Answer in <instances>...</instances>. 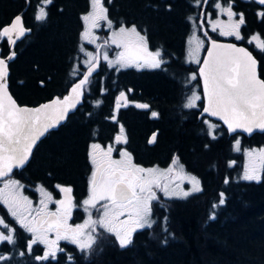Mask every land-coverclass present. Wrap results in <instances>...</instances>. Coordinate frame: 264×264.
I'll use <instances>...</instances> for the list:
<instances>
[{"label": "trees", "instance_id": "obj_1", "mask_svg": "<svg viewBox=\"0 0 264 264\" xmlns=\"http://www.w3.org/2000/svg\"><path fill=\"white\" fill-rule=\"evenodd\" d=\"M169 4L171 11L166 7ZM35 5L36 0L31 6L25 0H0V27L23 13V25L31 29L14 45L16 56L9 63L8 76L11 94L19 104L26 105L64 94L77 79L73 69L83 57L80 45L93 47L80 39V17L88 9L89 0H54L43 23L33 19ZM106 7L113 23L135 22L147 35L151 48L164 50L166 71L127 67L117 72L101 61L81 104L57 129L47 132L29 162L14 170L11 178L18 180L24 191L43 186L55 194L59 185L82 194L91 172L89 145L109 141L122 122L131 146L135 142L153 152L159 163L178 157L184 169L198 177L202 191L186 199H160L152 215L158 222L151 229L136 231L126 248L103 231L98 232L102 235H98L91 253H82L71 245L69 253L74 264H264V167L259 181L241 179L240 153L233 152L236 135H228L220 122L214 121L220 127L212 139L207 135L204 117L198 116L201 102L195 109L182 107L191 85L199 81L185 83L196 70V65L185 58L191 29L188 17L197 10L194 0H111ZM233 7L244 14V33L258 31L264 37V18L257 15L260 7L256 3L234 0ZM7 51V43L0 41V54ZM253 54L264 80V54L254 50ZM128 89L132 90L131 99L149 104L159 116L149 119L136 113L142 110L132 107L115 110V96ZM97 100L102 101L99 106ZM112 115H116L117 122L111 120ZM151 130H156V142L145 146V137ZM239 136L241 147H264V132ZM221 192L225 203L214 210L215 219L210 220L212 205L218 204ZM0 215L11 222L2 204ZM13 227L17 245H0V252H11L13 259L0 264H38L29 256L18 255L19 249L24 250L23 233ZM45 264L66 262L57 259Z\"/></svg>", "mask_w": 264, "mask_h": 264}, {"label": "snow or ice", "instance_id": "obj_2", "mask_svg": "<svg viewBox=\"0 0 264 264\" xmlns=\"http://www.w3.org/2000/svg\"><path fill=\"white\" fill-rule=\"evenodd\" d=\"M26 4L32 5V0H25ZM54 0H36L33 19L38 23L46 22L48 19V6ZM111 3V0H108ZM196 6L209 3V0H194ZM258 6L264 9V0H253ZM234 0H221L213 2V7L219 13L226 14L229 23L225 24L221 20H210V13L205 14L202 10L198 17H188L191 20L199 21V29L203 36L210 42L211 47L207 49V58L203 60L199 68V73H193L185 82L191 84L197 79V75L203 81V97L196 91L191 90V94L184 97L183 108H198V102L206 101L203 104L201 115L207 114L209 117H218L227 126L229 133H236L242 130L252 134L254 130L264 132V80L257 75L258 61L246 48L237 47L235 44H221L208 35L204 29V24L208 22L211 30H219L221 36L235 37L242 40L244 37L240 33V28L245 24L243 13L233 11ZM167 10L171 11V5H167ZM63 11V9H61ZM239 16L238 20L234 17ZM264 18V10L257 13ZM82 31L80 39L89 45H95V51H85L81 44L79 51L84 54L82 60L74 69L73 76L78 78L69 90V94L53 98L50 102L36 108L18 106L8 91L9 61L13 60L16 52L12 50L4 58L0 57V204L7 207L8 213L15 218L16 223L32 236L26 241L24 250L19 251L20 257L29 256L38 264L57 261L58 253H64L66 264H74V257L59 247V241H70L76 245L82 253H91L97 242V227L104 232L115 236L121 248H126L132 244V236L137 230L145 228L151 229L158 221L152 218V203L159 201L155 189H159L167 199H186L193 193L202 191L200 181L195 176H188L187 180L191 187L188 190L182 188L171 189L167 184L160 183V177L166 175L155 168H143L133 163L132 155L125 149L116 145L126 144L127 137L124 126H119V131L114 137V144L107 148H102L98 143L90 145L89 158L93 165V171L89 180V195L82 201V207L88 213L87 219L82 224L75 226L68 223L74 207L71 197V187H61L57 185L63 198L53 200L52 194L39 187L42 199L40 208H33L32 202L20 192L23 185L18 180L12 179L10 174L14 168H23L29 161L32 150L40 137L49 130L57 128L59 124L67 118L70 111L77 108L81 102L85 91L93 83L90 79L96 72L101 58L107 63L109 68H114L117 72L123 68L136 67L137 69H159L166 71L163 66L168 63L162 48L149 50L147 35L141 34L137 25L126 26L120 22V26L113 30V21L108 17V9L104 6L103 0H90V10L82 14ZM103 26L110 31V36L102 44L97 43L99 37L95 30ZM196 26L195 24L193 25ZM31 29L23 26V13L17 14L8 25L0 27V39L6 38L7 43L14 46L17 40L30 33ZM196 39L194 48H190L188 56L191 61L200 64L197 56L205 40ZM253 36L249 43L256 41ZM111 45H115L120 51L112 59L109 58L106 50ZM257 49L264 50V40H260ZM86 67V71L79 69ZM82 77V78H80ZM43 86V82H41ZM103 93V89L101 90ZM127 93L121 91L115 98V108L127 107ZM102 101L97 100L96 104ZM135 107L148 109L149 105L144 103L135 104ZM89 115H91L89 113ZM159 113L151 111V117L157 118ZM111 120L117 122L116 115H112ZM207 125V135L212 139L216 138V130L220 127L209 120H203ZM157 133H153L149 144L156 142ZM240 140L235 141V150H240ZM207 147V146H206ZM113 151H118L121 159H112ZM249 163L241 179L248 181H259V169L264 167V148L252 149L248 151ZM178 157L172 161L176 165ZM234 163V162H233ZM183 172V166H180ZM170 167L167 173H171ZM229 181L226 179L225 183ZM218 204L212 205V214L209 219H215V209L225 203L224 193L221 192ZM47 202L57 205L56 211L47 212L46 219L37 220V217L47 209ZM165 207V205H161ZM92 209L100 213L98 218L92 217ZM35 212L36 216H32ZM31 218V219H30ZM167 222V217L163 218V223ZM46 225V227H45ZM0 245L5 243L15 247L17 245L16 229L10 227L8 223L0 218ZM167 232V228H162ZM55 232V239H49L47 233ZM166 242V241H165ZM44 245L41 254H34V246ZM13 259L11 252L0 254V262H9Z\"/></svg>", "mask_w": 264, "mask_h": 264}, {"label": "flooded vegetation", "instance_id": "obj_3", "mask_svg": "<svg viewBox=\"0 0 264 264\" xmlns=\"http://www.w3.org/2000/svg\"><path fill=\"white\" fill-rule=\"evenodd\" d=\"M245 1H248V0H245ZM108 2V0H103V3H104V6L106 7V3ZM216 2H221V0H217ZM260 7V6H259ZM107 8V7H106ZM204 11L205 12V14H211L210 15V18L212 19L213 17H214V8L210 5V3H208V4H205V5H201V6H197V10H196V12L194 13V15L193 16H191V17H198L199 15H200V13H201V11ZM261 10H263L261 7L257 10V13L259 12V11H261ZM233 11L234 12H236V13H243L242 11H240V10H237V9H235L234 7H233ZM244 15V14H243ZM234 18H236L237 20L239 19V16L237 15L236 17H234ZM114 22H117V21H114ZM124 23V22H123ZM126 26H131L132 24H135L136 25V23L135 22H131V23H124ZM190 25H191V22H190ZM5 26V25H4ZM113 26L114 27H119L120 26V22L119 23H113ZM25 27V26H24ZM138 28V27H137ZM242 28H243V25L241 26V28H240V33H241V35L244 37V39H242V40H236L235 39V37H230V36H221L217 31L216 32H213L212 30H211V28L209 27V25H208V22H206L205 24H204V29L205 30H207L208 31V35L212 38V39H214V40H219V41H228V42H232V43H234L235 45H243V46H245V47H247L252 53H253V50L254 51H257L258 53H260L261 55L262 54H264V50H260V49H257V47L253 44V41H252V43H249V41L251 40L250 39V37H252V36H256V37H259L261 40H264V37H262V35L258 32V31H254V32H250V33H244L243 31H242ZM138 30L139 31H141L139 28H138ZM198 31H200L199 32V35L201 36V39H203V40H205V43H204V45H203V47H201L200 48V53L198 54V58H199V60L201 61V59H202V57H203V54H204V52H205V49H206V47H207V43H208V40L203 36V33L201 32V30L199 29ZM211 33L213 34V35H211ZM141 34H144L142 31H141ZM190 34V33H189ZM216 36H217V38H216ZM0 41L1 42H6V39L4 38V39H0ZM147 43H148V41H147ZM114 46V45H113ZM148 47H149V50H152V51H154V50H156L157 48H151L150 47V45H149V43H148ZM186 58V57H185ZM258 60V59H257ZM193 64H195L196 65V69H197V67H198V64L197 63H194V62H192ZM131 68H133V67H131ZM133 69H135V70H141V69H137V68H133ZM144 69H147V68H144ZM193 73H197L196 72V70L193 72ZM197 79L199 80V78H198V76H197ZM197 86V90L199 91V93H200V95H201V89H200V81H198V83H195ZM124 91V90H123ZM127 93V92H126ZM132 96V95H131ZM131 96H130V93H128L127 94V101H126V103L128 104V106L127 107H132V108H134V109H138V110H142V111H136V113H138V112H141V113H143V115H146L149 119H151V118H153V117H151V111H156L155 109H153V108H148V109H141V108H137V107H135V104H139V103H143V102H138V101H136V100H134V99H131ZM199 103V102H198ZM149 105V104H148ZM202 105H203V101L201 102V107H202ZM124 106H122V107H120V108H123ZM200 107V108H201ZM157 112V111H156ZM126 120H128V118H125ZM120 124L118 125V130L115 132V134L113 135V137L109 140V141H104V142H99V141H96V142H93V143H98V144H100L101 145V147L102 148H107V146L108 145H110V144H114V137H115V135L118 133V131H119V126L122 124V122H119ZM125 129V128H124ZM156 133V130H151V131H149L148 132V134L146 135V137H145V146H152L153 144H148V139H149V136H150V134L151 133ZM125 134H126V137H127V143L126 144H120V145H116V147H118V148H121V149H125V150H128V152L129 153H131V155H132V159H133V163L134 164H136V165H138V166H140V167H143V168H159V169H161V170H164V169H167L170 165H171V161L174 159V158H172L171 160H166L165 161V159H163L160 163L159 162H157L156 161V157H157V155L156 156H154V154H153V152L152 153H149L150 151H147V150H144V149H146V148H141L140 146H138V145H136L135 144V142H134V144H132V146H131V144H130V142H129V136H128V134H127V132H126V129H125ZM92 144V143H91ZM150 150V149H149ZM89 151H90V145H89ZM120 156V154H119V152L118 151H113V153H112V159H114L115 157H119ZM91 163V162H90ZM92 168H93V165H92V163H91V172L93 171L92 170ZM174 171V170H173ZM91 172H90V174H89V176H88V178H87V184H86V187H85V189H84V191H83V193L82 194H79L78 193V195H76V193H73V192H71V197L73 198V203H74V205H76V207H74L73 208V210H72V213H71V217L69 218V220H68V223L70 224V225H73V226H75V225H77V224H80L81 222H82V220L84 219V214H83V212H82V210L80 209V204H81V200L83 201L84 199H85V197L87 196V194H88V192H89V180H90V177H91ZM161 178H164V177H161ZM161 184H162V182H160ZM155 190H158V192H160L159 191V189H155L154 188V191ZM23 191H24V189H23ZM35 189L33 188V187H31L30 188V190L29 191H27V190H25L24 192H25V194L28 196V198L29 199H31V200H35V203H34V205H33V207L34 208H40L41 207V205H40V202L37 200V197H36V195H35ZM48 192H50V191H48ZM52 195H53V193L52 192H50ZM162 198L161 199H167V198H165L162 194L160 195ZM53 197H54V200H59V199H62L63 198V193H61L60 191H59V189L57 188V192L55 193V195H53ZM157 205H160L159 204V201L157 202V201H154L153 203H152V209H154V206H157ZM56 208H57V205L55 204V203H53V202H47V209H45L42 213H41V215L39 216V217H37V218H42V219H46L47 217H46V213L47 212H54V211H56ZM33 214L36 216V213L35 212H33ZM152 215H153V211H152ZM16 226L18 227V229H19V231L20 232H23V246H24V248H25V245H26V241L29 239V236L27 237V235L24 233V231L21 229V227L19 226V225H17L16 224ZM46 226V225H45ZM138 231V230H137ZM17 235H20V234H17ZM47 235H48V238L49 239H55V232H50V234L49 233H47ZM133 235H134V233H133ZM72 245V247H74L77 251H79V249H78V247L76 246V245H74V244H72L70 241H65V240H61V241H59V247L60 248H63V249H65V251L67 252V253H69V250H70V246ZM42 251H43V249H42V245H37V246H34V254L35 255H39V254H41L42 253ZM57 256H58V259H62L63 260V262H66V256H65V254L64 253H58L57 254Z\"/></svg>", "mask_w": 264, "mask_h": 264}, {"label": "rangeland", "instance_id": "obj_4", "mask_svg": "<svg viewBox=\"0 0 264 264\" xmlns=\"http://www.w3.org/2000/svg\"><path fill=\"white\" fill-rule=\"evenodd\" d=\"M217 0H209V3H210V5L213 7V2H216ZM214 8V7H213ZM90 10V0H89V6H88V9L86 10V12L87 11H89ZM85 12V13H86ZM214 17L211 19L210 18V20H221V21H223L225 24H227V23H229V21H228V17H227V15L226 14H223V13H219V11L217 10V9H215L214 8ZM234 20H237L236 18H234ZM191 22V29H190V34L188 35V37H187V41H186V47H185V57H186V60H187V62H193V61H191L190 60V58H189V56H188V51H189V49L190 48H194L195 47V45H196V39L194 38V37H198L199 39H201V36L199 35V32L200 31H198L199 30V21L198 20H191L190 21ZM102 23V27L100 28V29H97V30H95V34L99 37V40L97 41V43H100V44H102L103 43V41L105 40V39H107L109 36H110V31H109V29L107 28V27H104L103 26V24H104V22H101ZM196 25L195 27L193 26V25ZM208 25H209V27H210V24L208 23ZM211 28V27H210ZM115 29H117V27H114L113 26V30H115ZM217 32L219 33V30H217ZM253 37V36H252ZM252 37H250V39L252 38ZM260 38L259 37H257V40L256 41H253V44L255 45V46H257V44L260 42ZM82 41V40H81ZM82 43H84V41H82ZM86 43V42H85ZM89 45V44H88ZM93 47L92 48H89V47H87V46H84V48H85V51H95V45H92ZM104 50H106L107 52H108V55H109V58L110 59H112V58H114L115 56H116V54H117V52L118 51H120V49H117L116 48V46L114 45H111L110 47H107V48H105V49H102V51H104ZM200 53V50H199V52L197 53V56H198V54ZM83 54V53H82ZM85 59V56H84V54H83V57L81 58V60H80V62L82 61V60H84ZM101 61H103V59L101 58V60H100V63H101ZM104 62V61H103ZM195 63V62H194ZM133 68H136V67H134L133 66ZM82 72H83V70H82ZM192 86V90H196L198 93H199V91L197 90V85L195 84V85H191ZM117 94V93H116ZM191 94V91H190V93L188 94V95H190ZM200 94V93H199ZM115 98H116V96H115ZM115 104V103H114ZM114 109L116 110V108H115V106H114ZM203 117L201 116V118L200 119H202ZM205 119H207V120H209L211 123H214V120L213 119H211V118H208V117H204V120ZM237 139H239L240 140V136L239 135H236L235 136V139H234V141H233V152H237V153H240V157H241V165H240V167H241V177L243 176V173H244V170H245V166L249 163V156H248V151H250V150H252V149H256L257 151L259 150V149H261V148H264L262 145H253V146H244V147H241V145H239V147H240V150L239 151H236L235 150V141L237 140ZM93 143V142H92ZM91 145V144H90ZM89 151V150H88ZM128 151V150H127ZM119 159H121V157L119 156V157H115L114 158V160H119ZM173 161V160H172ZM172 161L170 162L171 163V165L167 168V169H164V170H161V169H159V168H155V169H158L160 172H164V173H166V175H164V176H161V177H164V178H161L160 177V182H162V185L163 184H167L168 186H169V188H170V190L171 189H175V188H177V187H179V188H182L183 190H188V189H190V187H191V185H190V183H188V180H187V177L188 176H195V175H193V174H191V173H189V172H187L185 169H184V167H183V172H181V168H180V166H183L182 165V163L178 160L177 161V164L176 165H173L172 164ZM170 167H172L173 168V170L174 171H172L171 173H167V170L170 168ZM261 169H262V167L259 169V175H260V173H261ZM92 170H93V168H92ZM92 173V172H91ZM196 177V176H195ZM198 178V177H197ZM0 186H2V184H0ZM34 189H35V195H36V197H37V200L40 202V200L42 199V196H41V193H40V191H39V187L38 186H34L33 187ZM156 192H157V195L160 197V199L162 198L160 195L162 194L163 195V193L162 192H158V190H155ZM20 192H21V194L23 195V196H25V197H27L28 198V196L25 194V192L23 191V187L20 189ZM53 195H55L54 193H53ZM53 195H52V198H53V200H54V197H53ZM88 195H89V192H88V194H87V196L85 197V199L88 197ZM29 199V198H28ZM31 202H32V207H33V205H34V203H35V200H31V199H29ZM3 205V204H2ZM4 206V208L6 209V211H7V213H8V210H7V207L5 206V205H3ZM34 208V207H33ZM80 209L82 210V212H83V214H84V219L82 220V222L80 223V224H82L83 222H84V220L85 219H87V217H88V213H86L85 211H84V209H83V207H82V200H81V204H80ZM152 211H153V209H152ZM91 212H92V217L95 219V218H98V216L100 215V213L99 212H97V210L96 209H92L91 210ZM8 217L10 218V220H11V224L10 223H8L7 221H6V223H8L9 224V226L10 227H13L14 225L16 226V221H15V218L14 217H11L10 216V214L8 213ZM32 216H35L33 213H32ZM0 218H2L1 217V215H0ZM3 219V218H2ZM31 219V218H30ZM37 220H42V218H37ZM18 225V224H17ZM46 227V226H45ZM0 228H2V226H0ZM23 231H24V233L27 235V237L29 236V239L31 238V236H32V234L31 233H28L25 229H23V228H21ZM97 233L99 232V231H103V229H100L99 227H97ZM104 232V231H103ZM23 233V232H22ZM49 234H50V232H49ZM114 236V235H113ZM115 237V236H114ZM42 249H44V245H42ZM19 251H22V249H19L18 250V252ZM0 254H6V253H1L0 252Z\"/></svg>", "mask_w": 264, "mask_h": 264}, {"label": "water", "instance_id": "obj_5", "mask_svg": "<svg viewBox=\"0 0 264 264\" xmlns=\"http://www.w3.org/2000/svg\"><path fill=\"white\" fill-rule=\"evenodd\" d=\"M252 1H253V0H252ZM18 14H20V13H18ZM13 18H14V17H13ZM13 18H12V19H13ZM10 22H11V21H10ZM8 24H9V23H8ZM8 24H7V25H8ZM23 26H24V25H23ZM27 29H28V28H27ZM26 34H28V33H26ZM21 38H22V37H21ZM5 39H6V38H5ZM19 39H20V38H19ZM19 39H18V40H19ZM216 41H217L218 43H221V44H234V43H232V42H228V41H219V40H216ZM6 43H7V40H6ZM7 46H8V51H7V53H6L5 55H1V54H0V57H4V58H6V57L10 54V52H11L12 50H14V46L9 45L8 43H7ZM236 46H237V47H243V48H246L249 52H251L247 47H245V46H243V45H236ZM210 47H211V44H210V42L208 41V43H207V47H206L205 52H204V54H203V57H202V59H201V61H200V64H198V67H197V69H196L197 74L199 73V68H200L201 64L203 63V60H204L205 58H207V55H208L207 49L210 48ZM251 53H252V52H251ZM252 55H253V57L257 60V58L254 56L253 53H252ZM13 60H14V59H13ZM13 60L9 61V63L12 62ZM257 61H258V60H257ZM99 65H100V62H99ZM99 65H98V68H97L96 72H97L98 69H99ZM258 66H259V63H258V65H257V75H258L259 79H262L261 76L259 75ZM84 71H86V67H84L83 72H84ZM96 72H94L93 75H94ZM93 75H92V76H93ZM197 76H198L199 81H200L201 96L203 97V81H202V78H201L199 75H197ZM80 78H82V77H80ZM262 80H263V79H262ZM7 82H8V80H7ZM74 82H78V78H77ZM74 82H73V83H74ZM73 83H72V84H73ZM72 84L68 87L67 91H66L64 94H62L61 96L54 95V96L51 97L50 99H47V100L42 101V102H40V103H37V104H35V105L19 104V103L15 100V98L13 97V95L11 94L9 88H8V91H9V93L11 94V96L13 97V99L16 101V103H17L18 106H21V107H28V108H36V107H39V106L42 105V104H45V103L50 102L53 98L60 97V98L62 99L63 96L69 94V90H70ZM119 93H120V92H119ZM119 93L116 95V97L119 95ZM81 102H82V100H81ZM81 102L77 105V107L81 104ZM204 103H206V101H203V104H204ZM202 108H203V105H202L201 110H200V112H199V115H198L199 117L202 116V115H201ZM76 109H77V108H76ZM76 109H75V110H76ZM75 110L70 111V112L68 113L67 117H68L71 113H73ZM203 116H206V117H208V118H211V119H213V120H215V121L220 122V124L225 128V130H226V132H227L228 135L241 134V135H244V136H251L253 133H262V131H260V130H254V132H253L252 134H248V133H246V132H243L242 130H238L236 133H229V132L227 131V126L224 125L223 121H221L218 117H209L207 114H203ZM66 119H67V118H66ZM66 119H65L64 121H62V122L59 124V126H60L61 124H63V123L66 121ZM59 126H58V127H59ZM58 127H57V128H58ZM57 128H54V129H51V130H55V129H57ZM51 130H49V131H51ZM153 133H154V132H153ZM153 133L150 134L148 141L151 139ZM46 134H47V133H46ZM46 134H45V135H46ZM45 135H44V136H45ZM44 136L40 137V139L37 141V143H38V142H39ZM37 143H36V145H37ZM148 144H149V143H148ZM36 145H35V146H36ZM35 146H34V148H35ZM34 148H33V150H34ZM33 150H32V152H33ZM31 155H32V154H31ZM30 158H31V157H30ZM29 160H30V159H29ZM28 162H29V161H28ZM28 162H27V163H28ZM19 169H21V168H14L13 171H14V170H19ZM11 174H12V173H11ZM11 174H10V175H11Z\"/></svg>", "mask_w": 264, "mask_h": 264}]
</instances>
